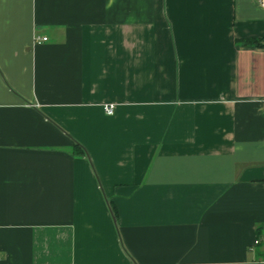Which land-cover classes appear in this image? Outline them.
<instances>
[{
	"label": "crops",
	"instance_id": "obj_1",
	"mask_svg": "<svg viewBox=\"0 0 264 264\" xmlns=\"http://www.w3.org/2000/svg\"><path fill=\"white\" fill-rule=\"evenodd\" d=\"M263 2L0 0V264H264Z\"/></svg>",
	"mask_w": 264,
	"mask_h": 264
},
{
	"label": "trees",
	"instance_id": "obj_2",
	"mask_svg": "<svg viewBox=\"0 0 264 264\" xmlns=\"http://www.w3.org/2000/svg\"><path fill=\"white\" fill-rule=\"evenodd\" d=\"M246 43L252 44L254 46H264V38H262V39H248V40H246ZM72 154L81 155V156L87 155L86 150L77 142H75L73 147H72ZM110 211L112 213V217L115 218L116 217V210L113 206L110 207Z\"/></svg>",
	"mask_w": 264,
	"mask_h": 264
},
{
	"label": "built area",
	"instance_id": "obj_3",
	"mask_svg": "<svg viewBox=\"0 0 264 264\" xmlns=\"http://www.w3.org/2000/svg\"><path fill=\"white\" fill-rule=\"evenodd\" d=\"M264 5V2L262 3ZM46 38L45 37H36V40L38 41H44ZM104 111L106 114H112L113 112V104H106L104 105Z\"/></svg>",
	"mask_w": 264,
	"mask_h": 264
}]
</instances>
